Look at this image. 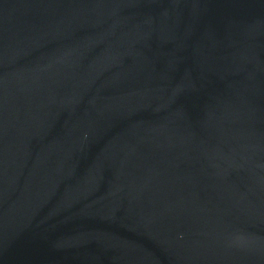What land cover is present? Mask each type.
Returning <instances> with one entry per match:
<instances>
[{
	"label": "water",
	"instance_id": "95a60500",
	"mask_svg": "<svg viewBox=\"0 0 264 264\" xmlns=\"http://www.w3.org/2000/svg\"><path fill=\"white\" fill-rule=\"evenodd\" d=\"M0 264H264V0H0Z\"/></svg>",
	"mask_w": 264,
	"mask_h": 264
},
{
	"label": "clouds",
	"instance_id": "9594fccd",
	"mask_svg": "<svg viewBox=\"0 0 264 264\" xmlns=\"http://www.w3.org/2000/svg\"><path fill=\"white\" fill-rule=\"evenodd\" d=\"M241 243H243V240H241Z\"/></svg>",
	"mask_w": 264,
	"mask_h": 264
}]
</instances>
